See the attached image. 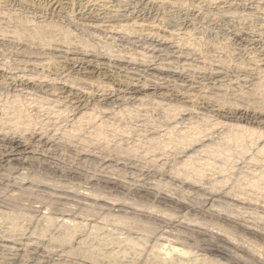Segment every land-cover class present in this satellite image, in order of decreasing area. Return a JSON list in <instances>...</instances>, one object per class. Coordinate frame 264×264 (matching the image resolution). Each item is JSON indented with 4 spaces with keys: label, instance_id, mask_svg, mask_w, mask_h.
I'll return each instance as SVG.
<instances>
[{
    "label": "bare ground",
    "instance_id": "obj_1",
    "mask_svg": "<svg viewBox=\"0 0 264 264\" xmlns=\"http://www.w3.org/2000/svg\"><path fill=\"white\" fill-rule=\"evenodd\" d=\"M135 1L0 0V264H264V4Z\"/></svg>",
    "mask_w": 264,
    "mask_h": 264
},
{
    "label": "rangeland",
    "instance_id": "obj_2",
    "mask_svg": "<svg viewBox=\"0 0 264 264\" xmlns=\"http://www.w3.org/2000/svg\"><path fill=\"white\" fill-rule=\"evenodd\" d=\"M140 1V2H139ZM257 2V0H246V5L244 6V10H246V11H249V7L251 6V3H254V2ZM260 1V2H259ZM262 0H258V2L257 3H263L264 4V1L263 2H261ZM138 4H137V3ZM143 2V3H142ZM249 2V3H248ZM135 3L137 4V11L140 13V15L142 16V17H144V18H146V19H152L153 17L152 16H154V17H156V15H157V13H155L156 11V8H151V7H149V8H145L144 9V0H136L135 1ZM140 4V5H139ZM214 4H211V5H204L203 6V4L200 6V9H199V11H197V12H191L190 13V15H189V18L188 19H185V20H182L181 22H180V24L177 26V28H181V29H183V28H195V30H196V32H198V36L200 37V36H205V37H207L208 39H211V40H214L215 39V37H217V36H223V34L224 33H226V32H228L229 31V29L233 26V22L228 26V27H226L225 29H223L224 27L222 26V23L218 20V18H219V16H217V15H220V14H222V15H220V17L221 16H223L224 15V13H222V11L220 10L221 9V7H220V5H218V4H216V5H214ZM143 6V7H142ZM211 6V7H210ZM215 6H217L216 8H215ZM206 7V8H205ZM208 8V9H207ZM215 8V9H214ZM218 8V9H217ZM142 9H143V11H142ZM152 9V10H151ZM210 9H212V10H210ZM243 9H239V11H242ZM150 10V11H149ZM222 10H225V9H222ZM203 11V12H202ZM212 11H213V13H212ZM148 12H150V13H148ZM201 12H202V14H201ZM216 12V13H215ZM220 14H219V13ZM204 13V14H203ZM215 14V15H214ZM151 15V16H150ZM211 15V16H210ZM194 18H193V17ZM198 16V17H197ZM201 16V17H200ZM202 16L204 17L203 18V20H202ZM206 16V17H205ZM152 17V18H151ZM213 19H212V18ZM216 17V18H215ZM198 19V20H197ZM216 19V21H214ZM189 20V21H188ZM195 21V22H193V21ZM210 22V23H209ZM207 23V24H206ZM209 23V24H208ZM213 23V24H212ZM219 25H217V24ZM220 23V24H219ZM182 24V25H181ZM187 26H186V25ZM211 24V25H210ZM196 25H197V28H196ZM209 25V26H208ZM184 26H186V27H184ZM209 28H208V27ZM217 27V28H215V27ZM212 27V28H211ZM222 27V28H221ZM229 28V29H228ZM198 30V31H197ZM224 32V33H223ZM216 34H217V36H216ZM213 36V37H212ZM139 41V42H138ZM140 41H142V39H140V40H136L135 41V45H133V46H135V48L133 47V46H131V47H129L131 50H136V51H140L139 49L142 47V46H144V47H142L141 49H144V48H149L150 46L148 45L149 44V41H147V40H145V41H147V42H145L144 40L142 41V42H140ZM140 43V45L138 44V43ZM142 43H144V45L142 44ZM148 43V44H147ZM142 44V45H141ZM238 44H241V43H238ZM146 45V46H145ZM242 45V44H241ZM149 46V47H148ZM126 47H127V45H126ZM139 47V48H138ZM138 49V50H137ZM236 60H237V57H236ZM198 61V63L199 64H201V61L200 60H197ZM198 65V64H197ZM187 79H189L190 80V78H187ZM63 165H64V163H63ZM14 166V167H13ZM65 166V165H64ZM64 166H62V167H64ZM12 167L13 168H16V166L15 165H12ZM18 167V166H17ZM19 168V167H18ZM64 170L65 169H67L66 167H64L63 168ZM69 169V168H68ZM67 169V170H68ZM69 171V173H67L66 174V176H67V179H69L68 181L71 183V184H73L74 186H77V185H83L84 184V179H86L87 178V175H85V176H75L74 174H71V170H68ZM44 172V171H43ZM46 172V171H45ZM51 174H55V175H58V174H56V173H52V172H50ZM49 174V173H48ZM69 176V177H68ZM63 178H65L66 179V177H63ZM82 178V179H81ZM81 180V181H80ZM83 183V184H82ZM160 186V184L158 185V188L160 189H167V187H165V185H163L164 187H162V183H161V186ZM129 193V194H128ZM127 194H126V192H124L123 193V191H120V190H117L116 192H115V194H118V195H120V196H118V198H121L122 199V197H124V196H127V197H125L124 199L126 200H135L134 202H147V203H149V204H151L150 202H152V204H154L155 206L156 205H158L159 206V208H161L162 207V209H164V210H167L168 211V209H171V211L174 209L173 207H174V205L173 204H168V206L165 204L164 205V203H156L157 201H155L153 198H151L150 196H148V195H146V194H139V193H133V192H128ZM133 194V195H132ZM139 194V195H138ZM132 198V199H131ZM143 199V200H142ZM132 200V201H133ZM153 200V201H152ZM158 206H156V207H158ZM171 206V207H170ZM166 207V208H165ZM170 211V210H169Z\"/></svg>",
    "mask_w": 264,
    "mask_h": 264
}]
</instances>
